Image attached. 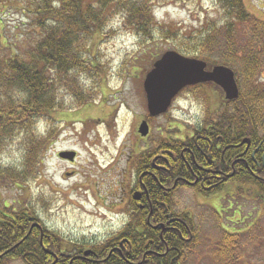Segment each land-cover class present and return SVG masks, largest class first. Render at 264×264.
I'll return each mask as SVG.
<instances>
[{
  "label": "trees",
  "instance_id": "trees-1",
  "mask_svg": "<svg viewBox=\"0 0 264 264\" xmlns=\"http://www.w3.org/2000/svg\"><path fill=\"white\" fill-rule=\"evenodd\" d=\"M132 1L135 5L130 3ZM153 1L155 0H0L4 9L9 7L12 11L25 13L30 17L37 30L23 52H18L14 44L3 46L0 43V153L15 141L20 143L22 153L20 169L0 168V254L7 252L0 257V264H8L12 260H20L24 264H187L198 250L193 220L185 213H175L172 199L175 190L164 193L165 188L171 187L178 177L189 182L193 181L189 179V176H193L191 172L206 173L199 166L208 164L207 156L203 154H211L210 143L214 147L211 154L213 158H221L222 154L236 155L235 168L238 170L227 182H222L225 180L221 178V184L202 193L203 195L216 192L228 181L254 186L264 192V143L260 153L255 157L250 155L251 150L264 138H259L257 133L260 113L252 107L258 92L254 82L260 74L259 64L262 58L258 54L248 56L246 53L248 46L252 48L264 43V21L249 13L243 0H215L220 17L211 23L206 22L204 28L195 35L190 33L189 39H194L199 34V43L194 46L191 41H186L189 47L186 49L180 45V52L196 58L200 57V48L204 50L216 44L221 50L220 58L223 63L220 65L233 70L240 67L241 75L251 85L250 94L245 96L239 92L237 100L226 101L220 88L213 83H205L218 91L222 102L215 112L208 113L194 128V136L191 138L203 137L198 140L197 155L194 139H189L182 145L188 147L189 151L184 153L181 160V143L172 138L159 140L155 150L149 148L134 154L135 166L132 173L137 175L142 166L148 165L150 157H168L169 149L172 151V158L178 160L177 167L171 173L155 172V178L142 181L147 191L144 197L150 198H143L145 209L135 206L129 210V219L123 227L102 241L67 244L58 234L49 230L51 241L44 235L41 245L38 233L33 231L28 234L31 224L40 221L31 203L27 201L24 205L12 207L3 202L1 190L8 184L20 186L21 182L25 183L38 176L42 156L57 138L58 128L53 124L60 122L52 118V114L65 110L63 96L68 95L77 107L93 102L95 92L85 89L84 78L99 80V75L105 74L106 66L93 53L92 46L100 35L104 36L107 23L115 13L125 14V30L131 31L143 42L154 37L162 40L174 38L173 35L164 33L163 29L159 35L151 32L152 27L157 25L150 7ZM248 26L255 28L254 33L259 32L258 43L245 39V28ZM145 51L142 54H146ZM239 53H242L241 58L238 57ZM148 57L145 64L137 66L142 69L141 76L151 71L161 54L153 52ZM210 62L206 63L208 70L219 65L214 60ZM144 79H139L142 88ZM203 85L200 84L198 88ZM146 120L150 122L153 118L147 113ZM139 136L144 138L140 134ZM243 139L250 141V148L240 161L238 154L241 151L232 148V145L240 144ZM194 156L196 160L193 159ZM161 164L164 165L163 162ZM219 166L220 169L226 168V162L220 160ZM137 179L138 176L133 180L134 185L140 187ZM184 181L176 185L177 189L186 185ZM200 188L198 184L192 189L199 191ZM165 208L168 209L167 213L164 212ZM172 218H178L179 221L173 222ZM86 251L89 254L84 256Z\"/></svg>",
  "mask_w": 264,
  "mask_h": 264
},
{
  "label": "rangeland",
  "instance_id": "rangeland-1",
  "mask_svg": "<svg viewBox=\"0 0 264 264\" xmlns=\"http://www.w3.org/2000/svg\"><path fill=\"white\" fill-rule=\"evenodd\" d=\"M130 3L135 5L134 1ZM243 3L251 15L264 21V0H243ZM150 7L157 24L151 32L159 35L163 29L174 38L154 37L143 42L125 30V14L115 13L107 23L104 36L100 35L92 46L93 53L106 66L105 74L99 75V80L84 78L85 89L95 92L93 102L77 107L68 95L63 96L65 110L52 114L60 122L53 124L58 128L57 138L42 156L38 176L21 182L20 186L8 184L1 190L7 206L16 207L29 201L38 219L67 244L102 241L120 230L127 220L123 214L124 191L134 179L126 167L127 161L141 150L156 148L159 140L181 134L191 137L192 130L222 102L210 84L202 88L187 87L179 92L165 114L150 120L149 135L140 139L137 130L141 121L147 119V110L139 79H144L146 73L141 76L142 69L137 66L145 64L149 54L176 52L205 63L211 60L219 65L223 63L216 44L212 48H200V57L196 58L180 52V45L189 47L186 41L194 46L199 43V34L189 39L190 33L195 35L206 22L220 17L215 0H155ZM254 29L245 28V39L258 43L259 32L254 33ZM34 31L37 30L25 13L0 5L1 45L14 44L18 52H23ZM144 50L146 54H142ZM246 50L248 56L258 54L262 58L259 64L262 69L264 43L248 46ZM239 69H232L236 71L239 92L249 96L251 85ZM254 83L258 92L252 107L260 113L257 133L261 138L264 136V71ZM62 151L77 153L73 165L58 159L57 154ZM21 163L18 141L0 153V168L20 169ZM173 202L176 214L185 213L192 218L197 237L198 250L187 264H264L263 191L235 181H228L210 195L197 194L183 186L173 195ZM8 264L24 263L12 260Z\"/></svg>",
  "mask_w": 264,
  "mask_h": 264
},
{
  "label": "water",
  "instance_id": "water-1",
  "mask_svg": "<svg viewBox=\"0 0 264 264\" xmlns=\"http://www.w3.org/2000/svg\"><path fill=\"white\" fill-rule=\"evenodd\" d=\"M206 63L196 59L185 58L176 52H166L154 64L143 81V90L146 98V108L150 117H158L167 112L172 100L184 88L197 84L211 82L224 93V98L233 101L238 98L239 91L231 69L224 66H215L206 71ZM138 133L145 137L148 126L142 121ZM248 140L243 143L248 144ZM59 158L73 162L75 152L59 153ZM139 193H134L137 199ZM89 252H85L87 256Z\"/></svg>",
  "mask_w": 264,
  "mask_h": 264
},
{
  "label": "flooded vegetation",
  "instance_id": "flooded-vegetation-1",
  "mask_svg": "<svg viewBox=\"0 0 264 264\" xmlns=\"http://www.w3.org/2000/svg\"><path fill=\"white\" fill-rule=\"evenodd\" d=\"M261 71H264V67L262 69L260 68V73H261ZM147 123L149 126L150 122L147 121ZM150 131L151 130H150V126H149V133H150ZM193 136H194V130H192L191 137H193ZM191 137H188L186 134H181V135H175V138H172V139H174V141L179 140L181 143L180 147H182V145H184L185 142H187L189 139H194V149H195L196 155H197V152H199L198 151L199 147L197 146V143H198V140L203 139V137L202 136H198L196 138H191ZM140 139L142 140L145 138L140 137ZM168 144L172 145V142L168 141ZM261 146H262V144H259L254 150H251V152H250L251 157H255V155L257 153L261 152L260 151ZM182 148H183V150L181 153V160L184 157V153H188V151H189L188 147L183 146ZM232 148H234V149L237 148L238 150L241 151V153L238 154V157H239L238 159H240V161H242V159H244V158H242V156H244L249 151L250 143L249 144H243L241 141L240 144H236V143L233 144ZM153 149L155 150V146ZM209 150L211 151V154H212V151H214V147H213L212 143H210ZM215 150L217 151L218 147L215 148ZM200 151H201V149H200ZM169 152H170V155H168V157L164 156V155L163 156L158 155V156L150 157L149 161H148V165L142 166L141 172L139 173V175H137L136 173H132L134 170V166H135L134 157H133V159L130 158L129 159L130 161H127L126 167L129 168L131 173L133 174V177H134L133 180H135V178H137V176H138L137 182L140 183L141 185H140V187H136L134 185L135 181L134 182L132 181L128 187L126 185V188L124 191L125 192V200H124V204H123V212L124 213L127 214V212L129 210H132L135 206H138L137 208H140L142 210L145 209V206L143 205V198H146V199L147 198L150 199V198L148 196L144 197L145 193L147 192L145 189L144 182H142L144 179L147 180V178H150V177L155 178V175H156L155 172H162L163 174L164 173H171L175 169V167H177L178 160L176 158H172L171 149H169ZM211 154L209 152L203 154V155L207 156V160H208V164H206L207 166L199 164V165H201V167H200L199 165H197V166H199V169H203L206 172L205 174H200L199 173L200 171L195 173V174L191 172V174H193V176H191V177L189 176V179L191 178V179H193V181H189V182H185L183 179H180V177H178L177 179L174 180L173 185L171 187L165 188L166 192L164 194H168L171 192V190H175L173 192V195H174L179 190V189H177L176 185L180 181H184L186 184L184 186H187L189 188H193L195 185L199 184L201 188L199 191H195V192L197 194H202V193L208 192L209 190L216 188L219 184L224 182V181H222V182L220 181L221 178H223L222 180H225L226 177H228V179H229V178H232L234 175H236V171L238 170V168H235V166L237 164L236 155H232L230 153V154H228V156H225L224 154H222L221 158H218L216 156H214V158H213L212 157L213 155H211ZM76 157H77V153H76ZM193 159L196 160V156H194ZM220 160L226 162V168L220 169V166H219ZM60 161L63 163L67 162L66 160H60ZM161 162H163L164 165L161 164ZM70 164L73 165L74 163H70ZM262 164H264V152L262 155ZM228 170H230V172H228ZM225 184L226 183H224L223 186ZM135 192L139 193V196L137 199L134 198ZM172 199H173V196H172ZM164 212L167 213L168 209L165 208ZM168 216H170V213L168 214ZM127 219H129L128 214H127ZM171 220L173 222L179 221L178 218H172ZM29 231L30 232L34 231L35 233H38V235L40 237L41 245H43L42 242H43L44 235L47 236L48 241H51L50 236L48 234L49 229H47L46 226L41 221L33 222L31 224L28 232ZM6 253H4V254L1 253L0 257L5 256Z\"/></svg>",
  "mask_w": 264,
  "mask_h": 264
}]
</instances>
